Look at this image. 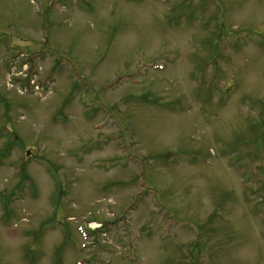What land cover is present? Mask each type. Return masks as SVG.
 Wrapping results in <instances>:
<instances>
[{
  "label": "rangeland",
  "instance_id": "1",
  "mask_svg": "<svg viewBox=\"0 0 264 264\" xmlns=\"http://www.w3.org/2000/svg\"><path fill=\"white\" fill-rule=\"evenodd\" d=\"M0 264H264V0H0Z\"/></svg>",
  "mask_w": 264,
  "mask_h": 264
},
{
  "label": "bare ground",
  "instance_id": "2",
  "mask_svg": "<svg viewBox=\"0 0 264 264\" xmlns=\"http://www.w3.org/2000/svg\"><path fill=\"white\" fill-rule=\"evenodd\" d=\"M163 70H165V68Z\"/></svg>",
  "mask_w": 264,
  "mask_h": 264
}]
</instances>
